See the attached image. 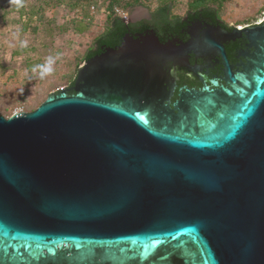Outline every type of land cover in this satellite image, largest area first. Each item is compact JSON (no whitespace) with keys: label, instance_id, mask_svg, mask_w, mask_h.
Returning <instances> with one entry per match:
<instances>
[{"label":"water","instance_id":"1","mask_svg":"<svg viewBox=\"0 0 264 264\" xmlns=\"http://www.w3.org/2000/svg\"><path fill=\"white\" fill-rule=\"evenodd\" d=\"M208 48L226 59L198 34L128 32L71 87L0 115V264H264V54L200 133L161 126L139 96Z\"/></svg>","mask_w":264,"mask_h":264},{"label":"rangeland","instance_id":"2","mask_svg":"<svg viewBox=\"0 0 264 264\" xmlns=\"http://www.w3.org/2000/svg\"><path fill=\"white\" fill-rule=\"evenodd\" d=\"M19 1L26 6L25 12L34 5H43L44 25L48 19L54 21L52 34L42 27L25 30L24 24L31 20L29 12H26V17L20 16L17 9ZM49 1L47 5L45 0H0V115L10 117L18 109L33 111L50 92L70 86L77 77L79 65L84 62L85 53L108 24L109 13L101 0H97V5L82 0L83 6H91V20L87 30L78 34L69 29V21L75 17L80 20L79 14L87 6L78 8L76 12L71 8L73 0ZM131 1L123 0L122 6L114 9L116 16L125 23L147 19L148 13L159 4L158 0H141L144 5L126 7L125 3ZM171 1L172 15L184 17L190 0ZM261 12H264V0H229L222 13V21L230 25L245 24L260 17Z\"/></svg>","mask_w":264,"mask_h":264},{"label":"flooded vegetation","instance_id":"3","mask_svg":"<svg viewBox=\"0 0 264 264\" xmlns=\"http://www.w3.org/2000/svg\"><path fill=\"white\" fill-rule=\"evenodd\" d=\"M142 9L148 13L146 8ZM152 12L148 13L147 19H137L128 24H140V29H143L154 22ZM181 23L183 25L179 32L165 27H158L156 31L149 27L143 31H153L163 43L188 42L194 34H198L200 39L208 37L223 45L226 59L218 49L208 48L198 53L193 51L185 66L169 64L162 76L145 80L139 96L143 102L153 104L161 126L200 133L217 120L223 107L230 102L231 96L226 90L234 91L239 87L243 76L252 72L255 63L264 54L262 33L253 38L246 33L232 37L225 35L223 30L229 33L236 28L259 31L264 24V12L245 24L230 25L203 12L188 11L181 17ZM219 25L223 30L218 28ZM138 33L143 32H131L134 35ZM209 95H213L216 105L204 107Z\"/></svg>","mask_w":264,"mask_h":264},{"label":"trees","instance_id":"4","mask_svg":"<svg viewBox=\"0 0 264 264\" xmlns=\"http://www.w3.org/2000/svg\"><path fill=\"white\" fill-rule=\"evenodd\" d=\"M47 5L50 3L49 0H45ZM55 1V0H53ZM59 1V0H57ZM71 1V0H70ZM74 2L71 3V8L73 11L78 12L80 7L83 6L82 0H73ZM102 4L106 5V10L108 11V24L102 34H100L98 37L95 38L93 46L87 50L84 56V62L91 58L92 56L101 53L105 48L112 47L116 48L120 46L123 42V38L126 35V33H131L135 31H142L143 33L147 30V28L155 29V31L159 28L165 27L169 30H172L173 32L180 31L181 26L183 25L181 23V17L179 16H173L172 15V1L171 0H158L159 4L158 6L153 10H151L152 14L154 15V22H151V25H146L143 27V29H140V24H127L124 22V20L116 16L114 9L118 6H122L123 0H101ZM229 2V0H190L188 2V11L193 12H203L204 15L209 17H216L222 19V13L224 11V8L226 4ZM87 4L97 5V0H91L86 2ZM133 5H144V3L141 0H132L131 2L125 3V6H133ZM87 5H84L83 7H86ZM150 7L149 5H147ZM43 5H34L30 9H27L26 12H29V24H24V29L27 30L31 29L30 27H33V29H38L42 27L44 31L47 33L52 34V25L53 20L48 19L47 24L45 19V12L43 11ZM26 6L22 4V2H18L17 9H19V12L21 13L20 16L26 17L25 12ZM90 8L91 6L88 5L87 8H82L80 15V20H77V17L71 18L69 23L71 26H69L70 30H73L74 32L81 34L85 32L88 28V21L91 20L90 15ZM124 10V9H123ZM82 15V16H81ZM62 29V27H60ZM68 29V30H69ZM161 41V40H160ZM163 42V41H161ZM81 65V64H80ZM79 65V66H80ZM79 68V67H78ZM75 80V79H74ZM73 80V81H74ZM73 85V82L70 84L69 87ZM70 94H74L73 91H70Z\"/></svg>","mask_w":264,"mask_h":264},{"label":"built area","instance_id":"5","mask_svg":"<svg viewBox=\"0 0 264 264\" xmlns=\"http://www.w3.org/2000/svg\"><path fill=\"white\" fill-rule=\"evenodd\" d=\"M116 12L117 13H120V12H118L117 10H116ZM123 13V12H122ZM68 85H66V87H67ZM19 112H23L21 109H18V111L16 112V113H14V114H17V113H19Z\"/></svg>","mask_w":264,"mask_h":264}]
</instances>
